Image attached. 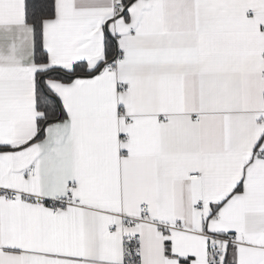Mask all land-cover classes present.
Wrapping results in <instances>:
<instances>
[{"label":"snow or ice","instance_id":"1","mask_svg":"<svg viewBox=\"0 0 264 264\" xmlns=\"http://www.w3.org/2000/svg\"><path fill=\"white\" fill-rule=\"evenodd\" d=\"M0 264H264V0H0Z\"/></svg>","mask_w":264,"mask_h":264}]
</instances>
